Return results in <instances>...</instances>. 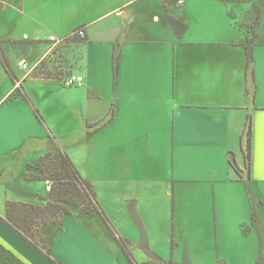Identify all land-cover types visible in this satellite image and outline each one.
<instances>
[{
    "label": "crops",
    "instance_id": "obj_1",
    "mask_svg": "<svg viewBox=\"0 0 264 264\" xmlns=\"http://www.w3.org/2000/svg\"><path fill=\"white\" fill-rule=\"evenodd\" d=\"M254 1L0 0V14L15 30L0 38V46L16 75L15 82L7 75L0 84V216L6 215L7 200L46 204L48 185L25 176L38 175L34 164L49 151L51 133L91 184L109 219L114 218L108 202L115 197L126 217L120 220L116 213V227L110 221L137 264H160L140 247L142 230L150 250L174 263L160 256L151 241L156 230L149 212H172L175 235L187 229L182 219L187 217L190 225L195 213L208 208L209 226L219 242L217 263L257 264L260 230L264 234V35L258 30L261 20L255 28L258 36L248 71L245 46L253 34L236 9ZM172 18L186 26L182 33L176 32ZM255 20L253 14L250 21ZM80 28L85 31L83 40L70 41L60 52L67 56L68 70L84 77L81 86L66 87L58 80L26 75L20 64L40 60L52 48L50 37L65 38ZM117 47L119 74L114 88ZM18 89L39 110L45 129ZM50 108H55L54 113ZM61 123L64 130L56 128ZM96 148L98 156H116V192L106 190V201L94 179L80 171ZM29 165H34L32 170ZM203 197L210 202L208 208ZM186 205L191 211L183 217L179 211ZM72 212L60 216L61 226L51 222L38 230L47 237L53 258L63 264H98L99 260L132 264L115 237L107 235L97 213L79 217L74 207ZM94 221L100 226L94 228ZM222 234L238 239L229 254L220 246ZM106 238L112 239L113 246ZM250 239L253 250L248 248ZM0 247L15 264H53L1 220Z\"/></svg>",
    "mask_w": 264,
    "mask_h": 264
},
{
    "label": "trees",
    "instance_id": "obj_2",
    "mask_svg": "<svg viewBox=\"0 0 264 264\" xmlns=\"http://www.w3.org/2000/svg\"><path fill=\"white\" fill-rule=\"evenodd\" d=\"M258 20V19H257ZM256 20V21H257ZM172 24L178 34L182 33L186 26L181 22L171 19ZM81 29V28H80ZM79 30V29H78ZM76 30V31H78ZM76 31L70 35L71 39L66 42V45L70 41L78 43L81 39L77 36ZM258 35H253L249 38L246 48V69L249 71L253 63V43L254 38ZM69 37V36H68ZM83 40V39H81ZM66 46L62 47L65 48ZM63 54V53H62ZM65 58V57H64ZM0 60L6 74L15 82L16 75L11 68L4 52L0 47ZM119 60H120V48L117 47L114 55V88L117 86V79L119 74ZM67 65V64H66ZM19 95L32 107L39 122L44 125L45 121L39 110L34 107L30 98L18 89ZM251 134H252V120L249 115L246 121V164L248 169V179L251 176ZM49 151L44 154L36 163V169L38 175L31 173L26 174L28 180H41L43 182L52 181L50 184L49 191L47 192L46 204L44 206H37L30 203L6 201V215L5 217L0 216V220L5 222L12 230L19 234L29 245L39 251L44 257H46L53 264H63L61 261L52 257L51 249L45 243L46 241L41 238L40 241L36 239V234L40 226L47 225L50 222L61 226L62 223L58 217L62 215L72 214V210L68 205L76 209V213L79 217H85L91 213H97L106 227L115 237L119 246L126 254L132 264H137L129 250L127 241L122 237L118 236L116 229L111 223L110 219L101 208L96 193L93 191L91 184L85 180L79 170L75 167L69 156L64 153L59 145L56 143L55 137L49 133ZM231 164L234 169L241 174V169L238 167L236 161L231 159ZM29 170H32V165H29ZM248 188V184L246 183ZM132 217L136 224L142 230L141 221L134 210V207L130 208ZM255 217V214H254ZM260 238L262 243L261 255L257 261V264H264V234L260 230ZM140 247L152 258L157 260L160 264H174L172 261H165L158 257L152 252L146 242V237L142 230V240Z\"/></svg>",
    "mask_w": 264,
    "mask_h": 264
},
{
    "label": "rangeland",
    "instance_id": "obj_3",
    "mask_svg": "<svg viewBox=\"0 0 264 264\" xmlns=\"http://www.w3.org/2000/svg\"><path fill=\"white\" fill-rule=\"evenodd\" d=\"M252 4H253V7H251ZM236 9L238 10V13H239L238 15L241 17V19H244V18L247 19L246 23L244 24L250 27L249 32H252L253 35L256 32V29H255L256 26L262 20L260 26L258 27V30L260 31L262 35H264V0H255L254 2L238 4ZM253 14L256 20L257 19L258 20L251 22L250 19H251V16H253ZM14 32L15 30H13V28H11V25L9 26L7 22V17L3 18L2 15L0 14V38L7 34L12 35L14 34ZM68 51H69L68 54H70V49ZM65 57L67 58V56ZM7 79H8V76L5 73V70L2 66V62L0 60V84L3 85L5 81H7ZM42 80L51 81V79H42ZM60 96L62 95L60 94ZM54 110L55 108L49 109V111L53 113H54ZM39 124L43 127V129H45L44 126L40 122ZM58 126L59 127L56 126L58 130L59 129L64 130L66 128L65 125L63 126V124L58 125ZM41 147H43L44 150L46 149L45 145L43 146V144H41ZM34 165H32V167ZM2 166L3 164L0 163V175H1ZM81 170L83 174L94 179L93 181L95 185L97 186L98 191H100V197L104 201L107 200L106 195H105L106 190H108L107 193H109V188H111L110 191L116 192V156L112 155L111 153L105 154L104 156L102 154L98 156L97 148H96L95 150L91 151V154L88 155L83 167L80 168V171ZM45 184L49 185L47 181L45 182ZM50 184H52V181H50ZM2 201H3V192L0 187V204L2 203ZM203 203L206 208H208L210 205V202L208 201V199L204 197H203ZM108 205H109L108 207L110 208V211L112 212V217L114 218V219H111V218L110 219L113 222L114 226L116 227V213H118L120 220L124 219L126 215L119 208V206H116L115 197L113 201L108 202ZM69 206L72 210L73 208L72 204H70ZM151 208L152 210L155 211L156 206L153 205ZM190 211H191V208L186 205L183 208V210L179 212H180V215L182 212V216L185 217L189 215ZM194 215H195V218L193 222H191L190 225L186 224V222L188 221L187 217H185L184 221L182 219V226H184L187 229L185 230L184 233L180 232V230H177L176 234L174 235L172 228H171L172 212L164 211L162 212V214H158V215H155L153 211L149 212L148 216L150 220H153V229L156 230L155 231L156 235L151 237V241L153 245L155 246L156 250L158 251V253L160 254V256L168 260L173 259L175 264H218L217 258H216L217 257L216 247L219 242H217L216 236L214 235V232L211 230V226H209V221H208V216L211 215V212L208 208V211L203 212V213H195ZM60 216H62V214ZM60 216L58 217V219L60 218ZM156 216H158L157 218L159 221H155ZM121 223L124 224L125 222L122 221ZM93 225H94L93 227L96 228L97 225H99V223H97V221L96 222L94 221ZM108 231H107V235L108 233L109 234L111 233L109 229ZM111 235L113 236L112 233ZM41 238H43L46 241L45 243L48 245L47 237L38 232L36 234V239L40 241ZM232 239L234 241L231 240L227 236V234L220 235V238H219L220 246L222 247L223 250L226 249V254H229L231 248H235L234 245L239 244L236 236H234ZM105 242L109 244L110 246H113L114 244V243H111L112 239H109V238H106ZM248 248L249 250L254 249V241H252V239L249 240ZM101 263H102V260H99L98 264H101ZM0 264H15L12 261L10 255L6 253V251L3 250L1 247H0ZM248 264H252V263L250 262Z\"/></svg>",
    "mask_w": 264,
    "mask_h": 264
},
{
    "label": "built area",
    "instance_id": "obj_4",
    "mask_svg": "<svg viewBox=\"0 0 264 264\" xmlns=\"http://www.w3.org/2000/svg\"><path fill=\"white\" fill-rule=\"evenodd\" d=\"M76 34L81 39L85 37L83 28L76 31ZM70 39L71 36L65 38L50 37L51 50L33 65L23 61L20 64L21 68L28 77L58 80L66 87L81 86L84 82V77L68 70L65 56L60 52L62 47L66 46L67 40L69 41ZM47 183L49 184L48 188H50V181H47Z\"/></svg>",
    "mask_w": 264,
    "mask_h": 264
}]
</instances>
